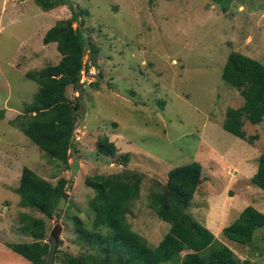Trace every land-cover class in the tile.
<instances>
[{
  "label": "rangeland",
  "instance_id": "374dc122",
  "mask_svg": "<svg viewBox=\"0 0 264 264\" xmlns=\"http://www.w3.org/2000/svg\"><path fill=\"white\" fill-rule=\"evenodd\" d=\"M71 1L73 10H88L73 25L89 43L80 84L66 88L72 103L80 101V116L75 149L64 163L28 139L17 123L38 90L25 73L61 57L56 44H44L42 37L72 9L59 4L45 11L34 0H0V264H29L6 246L34 239L24 231L26 215L44 220L46 241L60 226L53 264H63L66 255L104 257L100 245L79 238L74 220L92 228L88 201L94 191L86 177L126 169L142 177L126 221L155 247L169 224L150 207L151 193L165 187L168 170L192 161L202 165V173L187 212L242 264H264V225L248 245L222 233L247 205L264 213V192L250 181L264 153V117L258 124L244 119L245 134H256L251 143L221 126L226 109L243 103L239 90L222 78L227 55L236 51L264 65V0ZM104 137L118 153H129L127 165L98 153ZM23 166L53 185L66 180L59 216L20 205L14 190Z\"/></svg>",
  "mask_w": 264,
  "mask_h": 264
},
{
  "label": "trees",
  "instance_id": "16d2710c",
  "mask_svg": "<svg viewBox=\"0 0 264 264\" xmlns=\"http://www.w3.org/2000/svg\"><path fill=\"white\" fill-rule=\"evenodd\" d=\"M34 2L45 11L59 4H69L72 14L57 20L42 37L44 44H56L61 57L56 64L25 73L38 84V90L32 101L25 105V116L21 117L17 128L46 154L67 163L69 153L77 143L73 129L80 104L78 100L76 103L69 100L66 88L80 84L83 58L89 43L83 30L73 23L88 10H73L71 0ZM222 78L239 90L243 103L226 109L221 126L251 143L256 134H245L244 119L258 124L264 117V65L253 57L232 51L227 55ZM97 151L114 158L118 164L127 165L130 160L129 153H118L116 145L107 137L99 140ZM201 173L202 165L197 161L175 166L167 172L165 187L151 193L150 207L169 224L168 231L155 247H150L133 231L125 218L131 202L138 198L141 174L126 169L86 177L85 184L94 191L88 201L94 211L92 228H85L79 218L74 220V227L82 241L100 245L104 257L66 255L63 264H242L230 247L217 240L186 210L201 181ZM250 181L264 192V153L257 158V168ZM65 183L66 180L60 178L53 185L23 166L14 191L19 195L20 205L36 209L50 218L61 213L56 210V204L65 193ZM24 223V231L34 239L7 243L6 246L29 264H47L49 243L48 239L44 240V220L26 215ZM263 225V211L247 205L234 221L222 228V233L232 241L248 245L253 242L254 231ZM206 249L211 250L204 256L201 252Z\"/></svg>",
  "mask_w": 264,
  "mask_h": 264
},
{
  "label": "water",
  "instance_id": "95a60500",
  "mask_svg": "<svg viewBox=\"0 0 264 264\" xmlns=\"http://www.w3.org/2000/svg\"><path fill=\"white\" fill-rule=\"evenodd\" d=\"M63 205H64V194H61L56 204V210L59 211L63 207ZM59 232H60V226H56L50 231L48 235L49 246H48L47 264H53L56 249L61 243L58 239Z\"/></svg>",
  "mask_w": 264,
  "mask_h": 264
},
{
  "label": "crops",
  "instance_id": "0c3cea01",
  "mask_svg": "<svg viewBox=\"0 0 264 264\" xmlns=\"http://www.w3.org/2000/svg\"><path fill=\"white\" fill-rule=\"evenodd\" d=\"M256 230H257V229H256ZM256 230H255V231H256ZM250 244H251V243H250ZM245 245H247V244H245ZM232 251H233V250H232ZM233 252H234V251H233ZM234 253H235V252H234Z\"/></svg>",
  "mask_w": 264,
  "mask_h": 264
}]
</instances>
